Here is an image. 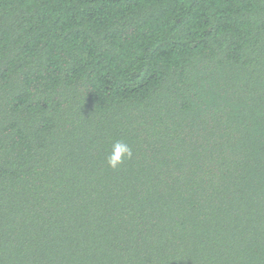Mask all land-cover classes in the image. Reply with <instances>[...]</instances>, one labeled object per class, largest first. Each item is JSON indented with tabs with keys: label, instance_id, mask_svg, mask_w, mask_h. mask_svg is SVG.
Wrapping results in <instances>:
<instances>
[{
	"label": "trees",
	"instance_id": "16d2710c",
	"mask_svg": "<svg viewBox=\"0 0 264 264\" xmlns=\"http://www.w3.org/2000/svg\"><path fill=\"white\" fill-rule=\"evenodd\" d=\"M0 264H264V0H0Z\"/></svg>",
	"mask_w": 264,
	"mask_h": 264
},
{
	"label": "clouds",
	"instance_id": "9594fccd",
	"mask_svg": "<svg viewBox=\"0 0 264 264\" xmlns=\"http://www.w3.org/2000/svg\"><path fill=\"white\" fill-rule=\"evenodd\" d=\"M133 152L128 143L122 140L115 141L107 156V165L115 170L124 163L125 160L131 159Z\"/></svg>",
	"mask_w": 264,
	"mask_h": 264
}]
</instances>
